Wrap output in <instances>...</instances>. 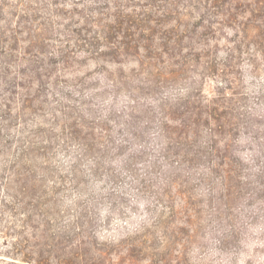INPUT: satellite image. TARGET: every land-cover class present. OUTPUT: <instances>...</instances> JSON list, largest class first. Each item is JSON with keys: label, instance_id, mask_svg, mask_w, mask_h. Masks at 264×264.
<instances>
[{"label": "rangeland", "instance_id": "obj_1", "mask_svg": "<svg viewBox=\"0 0 264 264\" xmlns=\"http://www.w3.org/2000/svg\"><path fill=\"white\" fill-rule=\"evenodd\" d=\"M244 2L202 0L200 13L205 19L222 22L213 23L212 32L203 28L209 23L194 16L180 25L155 8L143 16L147 2L140 0L141 6L135 8L140 17L123 24L138 25L136 34L126 40L140 45L157 43L161 36L170 41L172 28L188 27L192 38L181 41L183 45L194 41L195 49L188 53L183 48L181 66L172 65L174 73L149 88L142 80L153 78L140 65L143 57L128 56L119 64L85 60L63 70L56 60L49 66L48 82L32 95L31 108L22 119L0 121V143L6 144L0 145V162L17 153L15 141L27 132L23 140H30L25 142L29 153L47 171L43 184L54 187L62 205L80 196L89 203L95 212L91 231L98 241L133 235L140 225L157 236L158 256L153 260L136 253L119 264H264V27L251 28L253 23L260 25L258 18L246 23L254 9L264 13V0H249L250 6ZM129 10L125 13L131 14ZM222 12L247 26L238 31V24L227 21ZM161 59L167 63L165 55ZM120 69L130 83L108 87V78ZM137 85L144 87L136 93L139 104L127 108ZM21 93L15 88L9 94L12 115ZM4 95L0 89V105ZM218 95L225 106L219 111L228 123L214 138L219 147L228 139L229 151L208 153L198 148L200 141L207 146L206 129L188 145L189 151L198 153H180L174 144L168 152L161 150V99L180 107ZM77 114L85 126L79 125ZM88 141L92 148L85 150ZM156 221L153 227L148 224ZM3 243L0 240V246Z\"/></svg>", "mask_w": 264, "mask_h": 264}, {"label": "trees", "instance_id": "obj_2", "mask_svg": "<svg viewBox=\"0 0 264 264\" xmlns=\"http://www.w3.org/2000/svg\"><path fill=\"white\" fill-rule=\"evenodd\" d=\"M139 1L0 0V89L6 94L0 105V121L22 119V114L31 108L32 95L48 82L49 66L56 60L63 70L85 60L119 64L123 58L136 55L144 58L139 60L140 65L144 73L153 78L146 77L142 82L148 84L149 88L162 84L173 72L172 65L183 63V48L191 53L195 43L190 40L187 45H183V37L192 36L187 34L190 32L188 27L179 31L178 26L170 30L173 36L170 41H164L161 36L157 43L149 41L140 45L133 44L134 40H126L136 34L138 25L133 23L131 27L125 28L123 24L132 17H140L135 9L141 6ZM143 1L147 2L143 6V16L149 15L155 8L169 18L174 17L179 25L184 18L188 21L194 16L209 23L203 28L212 32H215L213 23H222L205 19L200 13V7L204 8L202 0ZM244 1L247 6L251 5L247 2L249 0ZM127 9H130L131 14L125 13ZM193 11L198 14L193 15ZM255 11H252V18H246V23L256 22L254 20L258 18L260 25L253 23L248 26L251 25L252 29L264 27V13L256 14ZM218 14L213 13L214 16ZM221 15L227 21L238 24V19L230 12H222ZM246 23L239 21L238 31L241 32ZM162 55L168 58L167 63L161 59ZM177 58L181 62L176 61ZM152 59L166 67H157L150 61ZM121 71L110 75L112 78H108V87L118 89L130 83L129 76ZM15 88L22 89L23 93L18 99L17 112L12 115L9 105L12 98L9 94ZM138 89L142 91L144 87H132L127 108L134 109L139 104L136 95ZM220 99L222 97L219 95L211 99L199 97L193 106L180 107L161 99L162 118L158 135L165 144L161 150L168 152L174 144L181 150L180 153H198V150L189 151L188 145L193 144L206 129L209 135L207 146L200 141L198 148H206L208 153H219L221 148L224 152L229 151L228 139L219 147L214 138L220 136L228 123L225 115L219 111L225 107L220 105ZM77 118L81 120L79 125L85 126L84 118L78 114ZM26 133L21 132L15 141L18 144L17 153L0 162V240L4 241L0 246V264H119L118 261L132 258L136 253L150 260L158 256L154 244L157 236L145 225L135 228L133 235L123 234L109 241H98L91 231L95 212L89 203L80 196L72 199L71 204L62 205L55 197L57 191L54 187L43 184L42 177L47 171L42 165H37V156L29 153L26 143L30 144V140H23ZM0 145L6 146L5 142ZM84 148L90 150L92 142L84 143ZM157 223L148 224L153 227Z\"/></svg>", "mask_w": 264, "mask_h": 264}]
</instances>
